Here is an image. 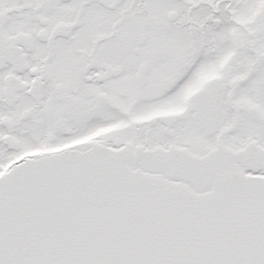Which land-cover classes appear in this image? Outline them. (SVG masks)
<instances>
[{"label": "snow or ice", "instance_id": "6c2138e0", "mask_svg": "<svg viewBox=\"0 0 264 264\" xmlns=\"http://www.w3.org/2000/svg\"><path fill=\"white\" fill-rule=\"evenodd\" d=\"M0 264H264V0H0Z\"/></svg>", "mask_w": 264, "mask_h": 264}]
</instances>
